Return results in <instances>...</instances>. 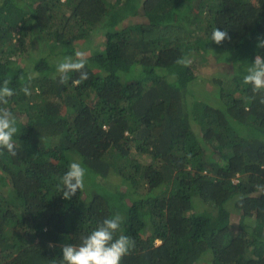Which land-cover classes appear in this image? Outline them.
Masks as SVG:
<instances>
[{"label":"trees","instance_id":"16d2710c","mask_svg":"<svg viewBox=\"0 0 264 264\" xmlns=\"http://www.w3.org/2000/svg\"><path fill=\"white\" fill-rule=\"evenodd\" d=\"M217 27L231 39L212 41ZM89 35L88 79L61 84L58 61ZM260 38L264 0H0L18 128L17 155L0 149V264H64L61 245L117 214L114 238L135 242L121 264H264V91L243 83ZM215 49L239 66L227 81ZM211 63L210 103L192 88ZM73 160L85 186L66 200ZM230 200L237 221L218 210Z\"/></svg>","mask_w":264,"mask_h":264},{"label":"clouds","instance_id":"9594fccd","mask_svg":"<svg viewBox=\"0 0 264 264\" xmlns=\"http://www.w3.org/2000/svg\"><path fill=\"white\" fill-rule=\"evenodd\" d=\"M225 39H231L227 31L215 28L211 35V40L216 44L222 43ZM258 47L264 48V38L258 40ZM88 59L85 50L77 49L73 56L61 58L56 66V72L61 84H67L69 73L78 72V81L88 79V73L84 71ZM177 63H185L178 60ZM56 78L55 76L53 77ZM29 81L32 76L28 77ZM9 81L4 80L0 84V149H6L11 155H17V145L13 137L17 134V119L11 111L2 107L7 105L9 99L16 93L9 87ZM243 83L252 86L254 93L264 91V56L257 55L252 65L247 69V74L243 78ZM25 95H31L29 86L22 88ZM264 103V96L260 99ZM86 170L78 161H71L68 171L62 177V187L60 193L63 198L71 200L77 191L84 188ZM122 217L117 214L112 218H106L89 235L83 237L79 246L65 243L61 245L62 261L64 264H121L122 258L135 247V242L127 235H120L114 238V234L120 228ZM50 247H54L50 243Z\"/></svg>","mask_w":264,"mask_h":264},{"label":"rangeland","instance_id":"374dc122","mask_svg":"<svg viewBox=\"0 0 264 264\" xmlns=\"http://www.w3.org/2000/svg\"><path fill=\"white\" fill-rule=\"evenodd\" d=\"M185 16V14H183ZM106 18H104L105 20ZM103 20V21H104ZM102 21V22H103ZM102 22L98 23L97 24V27L94 28L92 31H91V34H96L98 32V29H100V26H102ZM90 34V35H91ZM86 39H84V42L82 45L79 46L80 49L82 50H85V46L86 45H91L92 43L91 42H88L89 39H90V36ZM99 35H101V32L99 31ZM101 38V36L97 37V42H96V46L98 45L99 47V39ZM102 41V38L100 39ZM87 42V43H86ZM39 44V43H38ZM31 45V44H30ZM35 48H33L34 50H38V47L36 44H34ZM33 46V47H34ZM82 46V47H81ZM31 47V46H30ZM103 46L100 45V49L102 48ZM95 50H91L88 52H94ZM216 54H218L217 58L214 60V64H215V68L218 72V75L225 81H227L228 79H230V77H232V75L234 74L235 71H237L236 68H239L235 66V62L233 60H235L234 56L232 57V61H230V51H227V50H214ZM39 53V51H37ZM202 51L200 53H196L194 52L191 56H192V59L193 60H197L199 61V57L201 55ZM25 54H29L28 51L25 52ZM74 57V56H73ZM213 63H211V65L209 66L208 69L207 66L203 67V71L199 72V78L197 79L198 83L194 86V88H192V90L194 91V94L200 98H205V100L209 101L210 103L211 102H215L217 100V94H215L213 92L212 89H208L210 87V83L209 81H207L206 79L208 78V73H211L213 72V66H214ZM248 68H245L244 70L247 71ZM191 92V91H190ZM189 96H191V93H189ZM5 177V175H3ZM2 176H0V180ZM236 180V178H235ZM119 181V177L116 175V174H110L106 179L103 180L104 184L106 186H109V187H114L116 185V182ZM7 187L6 185H3L1 182H0V197H4L6 195V191H7ZM218 210L220 211H224V212H229L231 213L232 215V218H233V221H237L239 216H240V211L234 206V200H230V201H227L226 203H223L221 204L219 207H218Z\"/></svg>","mask_w":264,"mask_h":264}]
</instances>
